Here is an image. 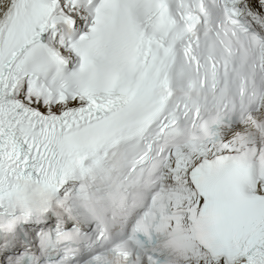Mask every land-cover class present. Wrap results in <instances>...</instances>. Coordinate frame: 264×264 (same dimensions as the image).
Instances as JSON below:
<instances>
[{
    "label": "snow or ice",
    "instance_id": "6c2138e0",
    "mask_svg": "<svg viewBox=\"0 0 264 264\" xmlns=\"http://www.w3.org/2000/svg\"><path fill=\"white\" fill-rule=\"evenodd\" d=\"M0 264H264V0H0Z\"/></svg>",
    "mask_w": 264,
    "mask_h": 264
}]
</instances>
